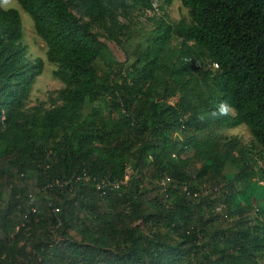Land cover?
Here are the masks:
<instances>
[{
  "label": "trees",
  "instance_id": "16d2710c",
  "mask_svg": "<svg viewBox=\"0 0 264 264\" xmlns=\"http://www.w3.org/2000/svg\"><path fill=\"white\" fill-rule=\"evenodd\" d=\"M179 1L121 63L100 39L152 0H16L63 84L31 107L43 61L0 4V264H264V0Z\"/></svg>",
  "mask_w": 264,
  "mask_h": 264
},
{
  "label": "rangeland",
  "instance_id": "374dc122",
  "mask_svg": "<svg viewBox=\"0 0 264 264\" xmlns=\"http://www.w3.org/2000/svg\"><path fill=\"white\" fill-rule=\"evenodd\" d=\"M0 4L4 9H15L19 12L23 26L22 43L27 48V56L31 60L39 58L43 61L42 72L36 77L27 101V107H31L41 101H46L48 96L50 94L54 95L63 87V84L54 75L57 66L47 61L46 46L36 34L30 16L20 8L16 0H0ZM166 13L168 21L172 23H176L181 18L187 17V10L182 7L179 0H173L172 5L167 8ZM158 18L157 15L154 16L150 13H147V15L139 14L136 18V21L138 22L136 27H142V30L138 31L135 29L133 39L126 41L121 46H118L114 42L108 41L105 38H101L100 40L107 45L113 58L116 61L123 63L127 58L130 59L132 57L134 51L138 48L137 43H140L144 39L147 29L153 28ZM218 132L226 136H236L242 143H249L252 139L248 129L244 125L234 128H222ZM260 184L262 186L259 188V191L262 192L264 186L262 182H260Z\"/></svg>",
  "mask_w": 264,
  "mask_h": 264
},
{
  "label": "clouds",
  "instance_id": "9594fccd",
  "mask_svg": "<svg viewBox=\"0 0 264 264\" xmlns=\"http://www.w3.org/2000/svg\"><path fill=\"white\" fill-rule=\"evenodd\" d=\"M153 1V0H152ZM151 9H152V13L154 16H160V2H159V6H158V11H155L152 8V2H151ZM213 69H217V67L215 68L212 65ZM236 110L233 107V105H231L230 103H228L227 101H221L218 103V105L216 106V108L214 110H212L211 112L207 113V114H199L197 116V119L201 122H204L206 120V118L211 117L212 119H221L224 117H229L232 113H234Z\"/></svg>",
  "mask_w": 264,
  "mask_h": 264
},
{
  "label": "built area",
  "instance_id": "2783aa9c",
  "mask_svg": "<svg viewBox=\"0 0 264 264\" xmlns=\"http://www.w3.org/2000/svg\"><path fill=\"white\" fill-rule=\"evenodd\" d=\"M158 6H159V0H153L152 1V8L155 10V11H158ZM215 68L217 67L216 64L213 65ZM4 118L2 117V120ZM129 175H130V170L129 168L126 170V173L124 175V178L122 180H117V181H113V182H108V181H105V180H102L100 182L97 183V189L99 191L102 192V194L105 192V190L109 187V188H114V189H117L119 188L121 185H124L126 184L128 178H129ZM82 177H85L86 180H89L90 178L85 174L83 173L81 177H78V179L82 178Z\"/></svg>",
  "mask_w": 264,
  "mask_h": 264
}]
</instances>
